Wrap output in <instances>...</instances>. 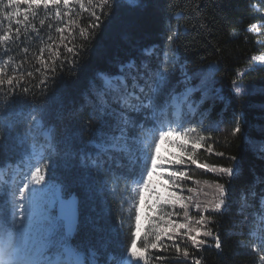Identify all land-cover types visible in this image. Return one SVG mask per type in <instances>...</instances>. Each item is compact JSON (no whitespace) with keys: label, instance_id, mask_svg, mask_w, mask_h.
I'll return each mask as SVG.
<instances>
[{"label":"trees","instance_id":"obj_1","mask_svg":"<svg viewBox=\"0 0 264 264\" xmlns=\"http://www.w3.org/2000/svg\"><path fill=\"white\" fill-rule=\"evenodd\" d=\"M76 11L80 13V26H85L90 19L88 11L79 8ZM96 11L102 16V23L87 41L78 36L77 29L75 40L66 31L67 39L61 43L54 28L49 30V22L41 27L38 24L41 17H38L33 23L40 29L39 37L30 32L25 43L10 45L12 51L8 55L12 61L6 68L7 75L23 72L26 79L21 85L37 94L48 87L46 95H37L36 103L43 109L44 123L53 130L57 145V152L49 161L52 175L67 196L75 192L80 198L79 227L72 243L86 251L95 248L99 264H108L110 254L119 257L122 251L119 232L124 217L120 214L118 195L112 191L111 177L124 171L119 164L126 165L127 160L108 161L103 171H98L87 158L95 156L94 142L98 141H94V129L102 123V117L93 108V85L101 75L117 77L122 72L139 75L142 82L146 77L140 66L145 61L153 68L159 64L162 53L169 50L166 37L175 30L177 37L171 49L177 65L170 74V84L183 92L184 74L191 77L196 111L187 113L185 109V126L195 128L201 136L210 137L198 151L197 158L200 162L233 167L235 175L205 174L196 165L186 166L194 179L183 184L185 188L198 191L185 190L183 195L193 196V204L203 205L214 199V182L224 184L227 189V209L216 214V223L208 226L219 235L220 249L214 247L211 237H201L208 243L199 250L181 243L182 248H189L187 258L177 256L174 250L153 251L152 255H163L177 264H192L193 259L200 260V264H259V257L240 242L249 241L247 226L242 222L249 213L256 211L264 198V66H256L262 62L255 59L264 54V0H135L134 3L115 0L107 17L102 15L107 9L97 8ZM254 24L259 31L252 29ZM4 25L7 26L6 21ZM20 39L23 41L24 37ZM73 42L85 43L84 49H78V57L66 51L65 45L71 47ZM47 44H52V50ZM57 46L60 55L69 58L57 60L65 66L56 68L51 83L41 84L45 74H51L46 64L56 56ZM25 47L27 52L23 51ZM147 48L154 49L156 55L146 57ZM40 49L44 50L42 57ZM3 51L0 48V62L8 59L2 55ZM73 58L77 63H71ZM130 65L140 68L139 73L136 68L129 69ZM210 66L215 69L214 75L207 85H202L201 80L208 75ZM28 72L32 75L27 76ZM234 79L242 92L235 91ZM32 106L29 97L26 101L17 100L12 110L27 114ZM89 121L92 130L80 134ZM236 122L241 132L233 134ZM208 146L213 148L210 154L206 151ZM21 151L17 147L12 153L13 159ZM196 180L200 183H195ZM127 207L125 204L124 208ZM190 213L197 215L191 206ZM203 214L208 216L211 210Z\"/></svg>","mask_w":264,"mask_h":264},{"label":"snow or ice","instance_id":"obj_2","mask_svg":"<svg viewBox=\"0 0 264 264\" xmlns=\"http://www.w3.org/2000/svg\"><path fill=\"white\" fill-rule=\"evenodd\" d=\"M114 2L87 0L86 5L85 0H0V48L4 49L2 55L8 57L0 62V264H99L95 248L86 251L72 243L79 227L78 203L65 194L63 186L52 175L49 161L57 152V145L53 130L44 123L43 109L36 103L37 95H46L48 87L37 94L21 85L26 79L23 72L7 75L6 68L12 61L8 55L12 51L10 45L25 43L30 32L39 37L40 29L33 23L38 17H41L38 19L41 27L49 22V30L54 28L61 43L67 39L66 31L75 40L77 29L78 36L87 41L102 23V16L97 15L96 9H107L102 13L107 17ZM77 8L89 13L90 19L85 26H80ZM251 27L256 29L255 24ZM176 37L177 32L171 30L166 37L169 50L162 53L155 68L147 61L140 66L146 77L142 82L139 75L122 72L117 77L101 75L92 88L93 108L102 117V123L94 129V141H98L94 142L95 156L87 158L98 171H103L108 161L127 160L126 165L119 164L124 171L111 177L112 191L118 195L120 214L124 218L119 232L121 255L110 254L108 264H177L152 253L174 250L177 256L187 258L189 248H182L181 243L199 250L208 243L204 239L207 237L213 239L216 249L221 248L219 235L208 226L215 224L214 216L228 207L225 185L214 182V199L202 205L200 202L193 204V196L183 195L185 190L198 191L185 188L183 182L194 179L187 170L188 164L203 169L205 174L212 172L229 177L235 175V169L200 162L197 158L198 151L210 137L201 136L195 128L185 126V109L193 114L196 111L191 99L193 89L188 87L191 77L184 74L183 92L170 84V74L177 65L171 49ZM46 47L52 50V44ZM84 47V42L79 45L73 42L71 47L65 45L67 53L73 57H78V49ZM23 51L28 49L25 47ZM43 51L40 49L41 57ZM55 52L51 63L46 64L51 74L46 73L41 84L51 83L56 68L65 66L57 60L69 58L60 55L59 46ZM144 55L152 57L156 51L147 48ZM255 59L262 61L256 66H264V56ZM71 63L77 60L73 58ZM128 67L136 68L139 73L136 65ZM214 72L210 66L201 84L207 85ZM232 83L237 93L243 91L237 80ZM29 97L33 106L27 114L12 110L17 100L26 101ZM86 130H92L90 121L81 128L80 134ZM232 131L233 134L241 132L239 122ZM165 140L181 151L162 155L161 143ZM17 147L22 151L13 159L12 153ZM206 151L210 154L213 148L208 146ZM229 159L235 160V157ZM154 176L166 178L167 182L154 180ZM190 206L197 211L196 216L191 215ZM209 210L210 215L203 214ZM242 223L247 226L249 241H241V246L252 250L259 257V264H264V198ZM192 264H200V260L193 259Z\"/></svg>","mask_w":264,"mask_h":264},{"label":"rangeland","instance_id":"obj_3","mask_svg":"<svg viewBox=\"0 0 264 264\" xmlns=\"http://www.w3.org/2000/svg\"><path fill=\"white\" fill-rule=\"evenodd\" d=\"M255 30L259 31V27H256ZM262 56H264V54ZM259 62H262V61H259ZM188 87H190V88H192L194 90V87H193V85L191 83L188 84ZM192 94H193V91H192ZM191 99H192L193 103L196 102V100H195L193 95L191 96ZM187 113H189L188 110H187ZM186 127H189V126H186ZM180 151L181 150L178 147H176L175 145L170 144L167 140H165L164 142L161 143V154L162 155L169 156L172 153H179ZM153 179L157 180V181H162L164 183L167 182L166 178H161V177H158V176H154ZM146 202L147 201H145V204H146ZM145 212H147L146 208H145ZM142 220H143V217H142ZM146 224H147V222L145 221V225Z\"/></svg>","mask_w":264,"mask_h":264},{"label":"water","instance_id":"obj_4","mask_svg":"<svg viewBox=\"0 0 264 264\" xmlns=\"http://www.w3.org/2000/svg\"><path fill=\"white\" fill-rule=\"evenodd\" d=\"M70 197H73L77 200V203H78V207H79V219H80V198L79 196L74 192L72 193L71 195H69Z\"/></svg>","mask_w":264,"mask_h":264}]
</instances>
